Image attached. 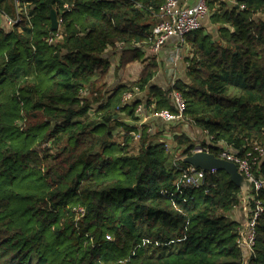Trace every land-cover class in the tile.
Wrapping results in <instances>:
<instances>
[{
	"label": "trees",
	"instance_id": "obj_1",
	"mask_svg": "<svg viewBox=\"0 0 264 264\" xmlns=\"http://www.w3.org/2000/svg\"><path fill=\"white\" fill-rule=\"evenodd\" d=\"M233 1L209 0L216 32L187 35V80L168 88L152 83L159 65L151 57L136 82L110 90L105 57L119 51L118 69L142 61L146 17L159 16L165 0H26L30 24L0 19V264H245L237 239L247 218L233 217L244 206L240 187L221 170L183 186L191 166L135 112L142 100L174 111L170 94L179 90L210 152L220 157L225 141L242 157L257 154L264 0ZM52 9L62 30H51ZM15 11L14 0H0V16ZM136 90L142 100L123 103ZM174 145L182 157L197 144L176 132ZM255 172L264 180V157ZM258 197L264 206V188ZM247 264H264V211Z\"/></svg>",
	"mask_w": 264,
	"mask_h": 264
},
{
	"label": "built area",
	"instance_id": "obj_2",
	"mask_svg": "<svg viewBox=\"0 0 264 264\" xmlns=\"http://www.w3.org/2000/svg\"><path fill=\"white\" fill-rule=\"evenodd\" d=\"M15 15L10 16L8 14H1L0 19L4 26L12 27L14 25H20L21 22L31 23V16L29 13V4L26 0H14ZM68 8V5L65 6ZM244 8V6H242ZM210 15L209 0H196V3L189 5L186 0H165L159 12L158 23L152 29L150 36L151 52L157 55L166 42L172 37H178L180 42H185V38L188 34H191L203 26V20ZM56 38H59V34L56 37H50L48 43L52 44ZM120 46V50L122 49ZM180 58L176 52L173 53L171 59L178 60ZM176 81V80H175ZM175 81L171 83L174 85ZM142 95L139 90L134 92H128L123 98V103L130 104L136 100H142ZM172 103L174 111L171 110H149L146 108V103L142 100L135 107L136 115L139 116L140 123H149L151 120H161L170 124L184 123L188 124L189 117L186 114L187 102L183 93L179 90L173 89L171 92ZM152 129V128H150ZM205 134H209L207 130L203 131ZM140 138V134L135 135V139ZM161 138L170 139L169 135L164 132ZM166 144L168 150L169 143L160 139ZM223 150L221 156L227 160L233 161L237 164L239 170L245 175L246 178L251 181L252 198L254 199V207L248 204L249 197L244 202L243 210L246 215L247 221L245 229L240 231V236L237 239V243L246 253L248 258L253 254L256 243V225L260 215L264 211L262 200L258 197L260 192L264 188V180L256 175L255 164L264 157V146L257 147V154H248L246 157L238 155L231 145L225 141L220 142ZM199 150L209 149L202 144H197L192 153ZM205 178V172L197 170L194 167L188 168L183 174L182 185L185 187L198 188L203 184ZM81 213L84 212L81 210ZM246 258L245 264L248 263Z\"/></svg>",
	"mask_w": 264,
	"mask_h": 264
},
{
	"label": "crops",
	"instance_id": "obj_3",
	"mask_svg": "<svg viewBox=\"0 0 264 264\" xmlns=\"http://www.w3.org/2000/svg\"><path fill=\"white\" fill-rule=\"evenodd\" d=\"M222 1H225V3H227L228 6H231L234 3L233 0H222ZM186 3L189 5H193L196 3V0H186ZM210 15L207 16L203 20L202 27L204 29H207V31L210 30L213 33H215L218 27V23L212 22ZM258 17L264 19V13H262ZM158 20H159V16L153 15V16L146 17L145 22L147 21L146 23H149L151 25V30H152L154 26L158 23ZM190 48L191 47H190L189 41L185 40V42L183 43V42H180L178 37L170 38L166 42V44L162 47L160 54H159V58L156 60L159 65V70L156 73L155 77L153 78L152 83H154L155 85L159 87L166 88L170 86L171 83L175 81L176 79L177 80L186 79L187 75H186L185 66H187V64H189V61L193 58V54ZM142 49L144 51V58L142 61L131 63L127 67L120 68V69H118L117 67L120 61V57H121V54L119 53V51H115L112 49H109L106 51L105 57H108L112 63L111 71L107 79L108 88L110 90L114 89L116 86L120 84H132L140 78L141 72L149 60L148 58L151 59V56H152L150 54V51H149L150 48H149V45H147V43L143 44ZM176 51H181V54L183 57L182 62L178 64L177 68L164 67V64L160 63V59H165L166 57L168 58L170 53H174ZM144 60H147V61H144ZM151 121H152V127L155 126L154 124L155 122L156 124L158 123L166 124V125L170 124V123L158 120V119L151 120ZM175 133L176 132H174L173 134H168V135L169 137H172L174 136ZM244 202L245 201L243 200V204ZM236 215H240L239 218L235 217L236 219H238L242 223H245L246 217H245V213H243V209H240V211H238Z\"/></svg>",
	"mask_w": 264,
	"mask_h": 264
},
{
	"label": "water",
	"instance_id": "obj_4",
	"mask_svg": "<svg viewBox=\"0 0 264 264\" xmlns=\"http://www.w3.org/2000/svg\"><path fill=\"white\" fill-rule=\"evenodd\" d=\"M51 30L56 31L60 27L58 15L54 9L50 13ZM184 163L189 164L197 170L204 172L225 171L230 180L241 189L243 200L245 201L251 191V181L239 170L237 164L233 161L219 157L207 150L195 151L182 158Z\"/></svg>",
	"mask_w": 264,
	"mask_h": 264
},
{
	"label": "rangeland",
	"instance_id": "obj_5",
	"mask_svg": "<svg viewBox=\"0 0 264 264\" xmlns=\"http://www.w3.org/2000/svg\"><path fill=\"white\" fill-rule=\"evenodd\" d=\"M60 29L62 30V27ZM205 30H207V29H205ZM208 32L210 33L211 31L209 30ZM214 37L216 38L217 35H214ZM186 38H187V36H186ZM186 38H185V40H186ZM190 47H191V45H190ZM190 50L192 51V48H190ZM149 51H150V54L152 55L151 56L152 58H156V60L159 58L160 52L157 55H155V54H153L151 52V48H150ZM176 54L180 56V58L178 60L171 59V56L173 55V53H170L169 56H168V58L166 57L165 59H160V63L164 64V67H168V68L175 67V68H177L178 64H180V62H182V58L183 57H182L181 51H176ZM185 67H186V71H187L188 64ZM186 80H187V78H186ZM168 87H166V88H168ZM124 116H125L124 114L121 115V118H122L123 121L125 120ZM194 123L195 122L193 120H188V124L177 123V124H169V125L167 124L166 125V124H160V123L156 124V122H155L154 124H155L156 128L160 129L161 132L158 133V136L156 138H154V139H157V140L162 139V140L166 141L167 143H169L168 151L172 155L175 154L174 157H175V159L178 160L180 158H183L184 156L181 157V153H182L181 151L175 152L173 150L174 147H175V145H174V138H173L174 136H172L170 139H165V138H161V135L164 134V132L167 133V134H173L174 132L185 133V134L189 135L192 138V140H194V142L196 144H201L202 141L205 138V134L203 133V130L200 129L198 126H196ZM137 150H138V142L135 144V151H137ZM237 213L238 212H236L233 215L234 218L235 217L239 218L240 215H236ZM172 249H175V247L172 246L171 250ZM246 256H248V253H246Z\"/></svg>",
	"mask_w": 264,
	"mask_h": 264
}]
</instances>
